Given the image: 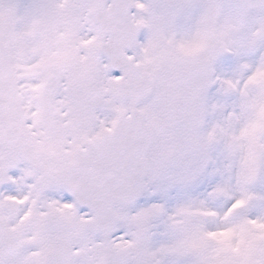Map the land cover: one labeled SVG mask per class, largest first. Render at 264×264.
I'll return each instance as SVG.
<instances>
[{
  "label": "snow or ice",
  "instance_id": "1",
  "mask_svg": "<svg viewBox=\"0 0 264 264\" xmlns=\"http://www.w3.org/2000/svg\"><path fill=\"white\" fill-rule=\"evenodd\" d=\"M0 264H264V0H0Z\"/></svg>",
  "mask_w": 264,
  "mask_h": 264
}]
</instances>
